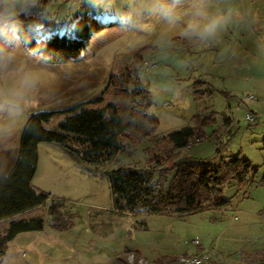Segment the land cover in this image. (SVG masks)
<instances>
[{"label": "rangeland", "instance_id": "374dc122", "mask_svg": "<svg viewBox=\"0 0 264 264\" xmlns=\"http://www.w3.org/2000/svg\"><path fill=\"white\" fill-rule=\"evenodd\" d=\"M154 3L46 0L41 19L31 26L32 30L37 24L44 25L39 42L29 32L19 31L17 43L3 45L11 59L0 68V90L19 93L21 100L18 113H0V175L13 165L22 127L31 113L54 111L43 127L57 129L65 115L62 110L110 94V75L120 74L121 59L130 64L135 54L136 76L150 91L151 112L158 118L155 137L195 124L196 115L215 116V122L203 127L199 140L165 160L162 167L170 166L171 161L202 160L219 147L222 154L248 159L256 167L249 174L251 179L240 186L226 184L222 195L228 206L222 208L183 214L126 213L114 208L103 172L120 164L145 165L149 154L144 148L154 147L153 139L135 142L100 164L99 172L87 168L59 143L40 141L31 185L49 194L34 210L42 218V227L17 232L6 242L0 264H116L117 254L127 248L156 254L200 248L213 252L203 264H243V254L264 249V80L257 77L245 82L225 75L224 67L232 70L229 63L238 57V50L225 49L215 41L189 51L184 39L188 32L177 12L161 16L150 11ZM83 16L95 18L99 27L77 54L52 57L43 47L45 40L54 35L72 37L75 19ZM260 51L253 53L262 57ZM241 57L251 56L242 51ZM200 77H206L214 89L197 97L193 84ZM25 78L30 83L22 87ZM209 89L206 82L199 91ZM246 112L254 115L253 122L245 118ZM224 118L231 119L229 127ZM53 200L61 201L57 226H52L48 212ZM127 259L131 261L132 255Z\"/></svg>", "mask_w": 264, "mask_h": 264}, {"label": "trees", "instance_id": "16d2710c", "mask_svg": "<svg viewBox=\"0 0 264 264\" xmlns=\"http://www.w3.org/2000/svg\"><path fill=\"white\" fill-rule=\"evenodd\" d=\"M45 3L46 0H38V6L30 15L18 16L21 33L27 31L32 38L31 26L41 19ZM98 27L93 17H77L72 37L51 36L43 47L52 57L77 54ZM121 61L120 74L109 77L111 93L62 110L65 115L57 129L43 127V122L48 121L54 111L39 110L28 116L19 136L16 159L9 171L0 175V254L17 232L42 227V218L34 210L49 194L31 185L40 141L59 143L87 168L99 172V165L110 161L117 153L137 141L153 139L154 147L144 148L149 154L145 165L126 163L103 172L109 180L114 208L133 214H183L222 208L228 204V199L222 195L223 187L231 182L240 186L251 179L249 174L256 167L239 154H222L219 147L212 156L202 160L171 161L170 166L162 167L165 160L186 148L189 141L199 140L203 127L215 122V116L212 113L196 115L195 124L155 137L158 118L151 112L150 91L136 76L137 57L134 54L130 64L125 59ZM204 83L202 78L194 81L195 96L210 94L211 89L199 91ZM254 118L253 115L249 122ZM231 122L230 118H224L225 126L229 127ZM60 207L59 200H53L49 206L52 226H57L61 218ZM129 255H132L131 261L127 259ZM178 258L162 256L149 264H167ZM140 259L143 258L137 251L125 249L117 254L116 264H139ZM242 261L243 264H264V249L243 254Z\"/></svg>", "mask_w": 264, "mask_h": 264}, {"label": "crops", "instance_id": "0c3cea01", "mask_svg": "<svg viewBox=\"0 0 264 264\" xmlns=\"http://www.w3.org/2000/svg\"><path fill=\"white\" fill-rule=\"evenodd\" d=\"M174 11L177 12V19H182L183 28L188 32V35H186L184 39L188 42L187 48H190L189 51L196 48H205L203 45L206 46V44L215 41L218 43V46H223L225 49L238 50L236 51L238 57L232 59V62L230 61L229 63V65L232 66V70L229 72L227 68L224 67L225 75H228L229 78L233 80L244 79L245 82L252 81L257 77L264 80V0H232L230 2L228 0H208L206 8L207 17L220 18L221 23L216 32L212 36L206 38H201L199 35L190 32L189 25L194 21L199 20L200 23L207 22L205 19L194 17L192 0H181V3L175 7ZM215 14L217 15L215 16ZM258 50H261L262 57L254 55L255 51ZM242 51L248 52L251 57L249 59H243L241 57ZM206 74L207 73L204 72L203 76H206ZM206 77H202V79L208 83L211 90L214 89ZM226 206H228V204ZM127 249L137 251L142 258L151 261L162 256H182L208 252L199 248V250L196 249L192 252L179 253L175 251H166V253L156 254V251L150 253L135 248ZM211 254H213V252L210 253V257ZM220 255L224 258L228 257L222 254ZM234 257L235 255L231 258Z\"/></svg>", "mask_w": 264, "mask_h": 264}, {"label": "clouds", "instance_id": "9594fccd", "mask_svg": "<svg viewBox=\"0 0 264 264\" xmlns=\"http://www.w3.org/2000/svg\"><path fill=\"white\" fill-rule=\"evenodd\" d=\"M181 3V0H155L150 11L164 17H171L174 9ZM208 0H192L193 15L196 18L205 19L207 22L200 23L199 20L189 25L190 32L199 35L201 38L212 36L219 27L220 18H208ZM38 6V0H0V68L6 66L11 55L3 45H13L20 40L18 16H28ZM44 25L37 24L32 28L33 37L39 42ZM51 39V36H49ZM29 79L25 78L22 87L29 86ZM21 96L19 93L5 94L0 90V113L7 112L14 115L20 110Z\"/></svg>", "mask_w": 264, "mask_h": 264}, {"label": "built area", "instance_id": "2783aa9c", "mask_svg": "<svg viewBox=\"0 0 264 264\" xmlns=\"http://www.w3.org/2000/svg\"><path fill=\"white\" fill-rule=\"evenodd\" d=\"M150 64V63H149ZM148 64V65H149ZM150 65H154V63H151ZM247 99H255L253 96H248ZM245 118L248 121L253 120V115L251 112H246ZM193 141H189L186 145V148H190L192 146ZM193 242L195 244H198V240L194 239ZM210 254L208 252H202L198 254H190V255H182L179 256V258L175 261H171L167 264H203L208 260ZM139 264H149L147 262H144L142 259L139 260Z\"/></svg>", "mask_w": 264, "mask_h": 264}]
</instances>
